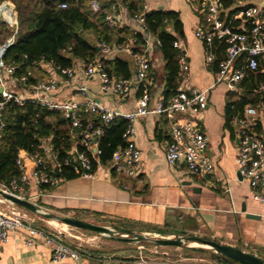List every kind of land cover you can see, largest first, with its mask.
Returning a JSON list of instances; mask_svg holds the SVG:
<instances>
[{"label": "crops", "instance_id": "0c3cea01", "mask_svg": "<svg viewBox=\"0 0 264 264\" xmlns=\"http://www.w3.org/2000/svg\"><path fill=\"white\" fill-rule=\"evenodd\" d=\"M97 1L101 7L105 6L104 12L112 2L118 3L122 24L114 27L117 32L113 34L109 44L129 39L131 35L128 31H133L135 14L126 2ZM143 4H147L149 10L160 8L179 13L182 33L178 34V39L183 44L190 65L179 90H208V106L199 116L198 124L209 137L205 154L212 159L214 171L205 178H198L189 174L184 165L170 166L166 148L171 137V121L165 115L148 114L139 117L135 123L136 141L142 150L144 161V166L137 175L129 176L118 172L110 161L100 163L93 176L81 174L63 178L42 196L35 197L34 201L44 208L64 212L69 216L82 215V218L97 223L119 224L127 227V230H138L137 232L162 233L166 238L182 234L200 235L239 247L264 260V202L255 199V189L247 179L238 174L237 123L236 118L228 122L227 115V103L241 99L246 94L250 80L243 78L233 91L229 90L225 82H217L218 63H208L206 45L196 36L198 29L208 28V15L197 11L194 0H143ZM263 4V0H223L221 14L228 17L238 14L244 7ZM243 28L246 26L241 24L239 29ZM169 30L175 33L173 26ZM115 56L130 61L134 77L136 65L133 57L127 52L116 50L107 55L109 58ZM149 58L156 65L154 83L151 86L153 104L158 99L165 100L166 61L159 45L150 47ZM43 65L44 69H35L34 74L39 79L51 76L58 79V87L52 92L57 100H82L78 91L84 84L88 86L90 96L109 108L130 111L136 105L138 92L120 99L100 89L98 76L86 79L81 60L77 61L75 76L68 80L52 66ZM260 65L264 72V60ZM11 86L25 98L35 96V90L31 87H22L15 82ZM258 122L262 123L258 132L264 135V120ZM72 132L75 143L77 137L74 130ZM27 170L31 174V165L27 166ZM37 189L38 187L31 186V195L36 194ZM36 224L54 231L45 225ZM9 235V240L0 246V264H151L146 258H138L135 254L96 249H82L83 255L78 260L67 258L61 262H53L52 246L44 243L42 238L31 236L25 228L12 230ZM26 240H31V244H27ZM229 259L214 251L209 255L183 257L178 261L162 256L156 264H239Z\"/></svg>", "mask_w": 264, "mask_h": 264}, {"label": "built area", "instance_id": "2783aa9c", "mask_svg": "<svg viewBox=\"0 0 264 264\" xmlns=\"http://www.w3.org/2000/svg\"><path fill=\"white\" fill-rule=\"evenodd\" d=\"M198 12L208 15L209 26L206 29H198L196 36L204 41L207 49V61L211 63L216 59L214 40L226 42V48L222 59L218 62L217 82H225L229 90L236 89L237 84L249 73L257 70L264 60V4L250 5L242 8L238 14L230 18L221 14V3L223 0H194ZM264 1V0H263ZM60 7H67L68 2L61 0ZM95 10L100 9L97 0H92ZM149 10L144 4L141 11L135 13L134 34H140L142 42L137 43V37L110 45L102 41L99 48L102 55H108L112 51H122L130 54L136 65L134 77L118 78L110 75L105 69L101 57L98 56L90 61H82L84 77L91 79L98 76L100 89L120 99L128 98L133 92L139 96L135 107L130 111H121L107 107L100 100L89 95L87 85L79 87L82 100H57L52 92L58 87V79L51 76L48 79L39 80L37 83L28 85L27 76L20 78L14 76L16 66L5 61L4 55L7 48L15 41L19 31V20L16 5L11 0L0 3V23L11 30V35L0 45V128L5 125L3 120L4 108L7 102L14 99L23 103L26 99L19 95L11 86L12 83L21 82L26 87L35 90V96L30 98L51 110H59L67 119V123L74 130L77 142L74 143L69 155L61 158L58 150L54 149L48 141L42 144L44 153L39 151L21 150L18 153L17 164L22 170L20 177L14 178L10 184L0 183V188L22 198L34 201L35 197L42 196L47 188L54 187L63 179L58 173L65 168L81 172L85 176H93L95 169L93 165L99 162L98 145L99 139L105 133V127L116 117L128 120V125L123 133L125 144L120 146L113 154L110 162L112 166L121 173L135 176L144 166L142 150L137 145L136 120L148 114L165 115L171 121V137L166 148V158L170 166L184 165L186 171L198 178H205L214 171L212 159L205 154L209 144V137L202 131L198 124V118L208 106V90L191 88L190 90H179L173 95L168 103L162 99L151 102V86L155 78V63L149 58V50L152 45H160L159 39L149 30L146 23L145 13ZM105 21L111 27L122 24L116 1L110 4L105 11ZM233 19H240L241 24L250 21L251 26L243 29H235L232 26ZM174 45L184 49L180 40ZM45 61L41 60L40 64ZM181 75L185 78L189 72L190 65L186 53L179 56ZM66 80L76 74L74 66L60 68ZM182 113V116L178 114ZM83 114H92L95 117L85 120ZM259 120H264V102L247 104L242 115L235 119L237 123V136L239 139V151L236 156L238 174L249 181L255 189L254 197L264 202V135L253 127ZM82 146L84 150H80ZM31 165V174L27 166ZM38 187L36 194L31 195L30 187ZM1 197V195H0ZM0 246L9 240V232L19 228H25L31 236H37L44 243L52 246L53 262H61L67 258L78 260L82 257V249L65 241L64 233L61 231H50L36 223L37 216L12 201L0 198ZM36 202V201H34ZM31 240H26L31 244ZM143 259V257H142ZM151 264L158 263L157 260H147Z\"/></svg>", "mask_w": 264, "mask_h": 264}, {"label": "trees", "instance_id": "16d2710c", "mask_svg": "<svg viewBox=\"0 0 264 264\" xmlns=\"http://www.w3.org/2000/svg\"><path fill=\"white\" fill-rule=\"evenodd\" d=\"M3 1L0 0V3ZM11 1L17 8L19 31L14 43L7 48L4 59L7 63L16 66L14 73L16 78L26 75L28 85H32L43 80L34 74L35 69H44V65L40 64L41 60L62 74L59 67L76 68L78 60L87 62L98 56L101 57L110 75L118 78L133 76L128 59L121 56L109 58L98 50L102 41L110 43L113 34L117 32L104 21L105 6L95 10L91 5L92 0H66L67 7L59 6L61 0ZM123 1L134 14L141 11L144 5L143 0ZM145 19L149 30L160 41L159 46L166 61L164 102L168 103L169 99L179 92L183 80L179 66V56L183 49L174 45V42L179 40L178 34L182 33V22L177 11L160 8L148 10ZM240 23V19H233V28L239 29ZM244 25L250 27L251 22L245 21ZM170 26H173L175 33L169 30ZM128 32L130 37H137L138 44L142 42L140 34ZM10 35L11 30L0 23V45ZM225 48L226 42L214 40L215 62L218 63L222 59ZM246 77L250 80L246 94L241 99L227 103L228 122L242 115L247 104L264 102V72L261 70V65L257 70L249 71L244 79ZM18 85L26 87L21 82ZM93 117L95 116L92 114H83L85 120ZM3 120L5 125L0 128L1 184L8 185L14 178L20 177L22 170L17 164V157L21 150H36L44 153L42 144L48 141L55 150L59 151L61 158H64L69 155L74 145L72 128L63 113L59 110H51L33 99L28 98L22 104L14 99L9 100L4 108ZM261 124L258 122L253 128L258 131ZM127 125V119L116 117L105 127V133L99 139V162L94 163L93 169H96L100 163L105 164L110 161L114 152L125 144L123 133ZM79 149L84 150L82 146H79ZM58 174L63 178H72L82 173L65 168ZM128 231L132 230H126Z\"/></svg>", "mask_w": 264, "mask_h": 264}, {"label": "rangeland", "instance_id": "374dc122", "mask_svg": "<svg viewBox=\"0 0 264 264\" xmlns=\"http://www.w3.org/2000/svg\"><path fill=\"white\" fill-rule=\"evenodd\" d=\"M91 5H92V1H91ZM233 95H235V92H233ZM6 203H9V202L6 201L5 203H0V206L5 207ZM45 209L49 210L48 208H45ZM49 211L62 214V215H66L64 214V212H57L54 210H49ZM30 215L36 218V222L38 224L45 225L56 231H61L62 233H64L65 240L67 243L72 244L74 246H78L79 248L84 249V250H95L96 249L99 251L111 252V253L119 252L120 254H135L136 256H138V258L141 256L143 258H146L147 260H152V259L158 260V258H161L163 256L171 260H177V261L182 260L183 257H192L196 255H201V254L209 255L211 254V252H214V249L209 248L203 245L201 242H196L194 240H186V242L181 246L161 245V244L154 242L153 240H146V241H140V242L124 241V240H120L114 237L103 236L96 232L74 227L68 224L65 225L62 222H60L61 227L60 225L56 226L40 218L39 216H34L32 214ZM78 217H82V215H78ZM103 224L109 225L115 229H119L121 231L120 234H126L127 227L125 226H121L119 224H110V223L109 224L103 223ZM139 232H142V231H139ZM145 234L151 239L162 238L165 236V234H162V233L159 234L155 232L153 233L145 232ZM178 236H200V235L182 234V235H176L174 237H178ZM199 245L201 247H199Z\"/></svg>", "mask_w": 264, "mask_h": 264}, {"label": "water", "instance_id": "95a60500", "mask_svg": "<svg viewBox=\"0 0 264 264\" xmlns=\"http://www.w3.org/2000/svg\"><path fill=\"white\" fill-rule=\"evenodd\" d=\"M98 50H100L99 47ZM1 91L2 88H0V93ZM0 195L1 197L12 201L17 206L39 216L44 220H48V221L57 220L59 222L74 227L96 232L103 236L114 237L120 240L131 241V242L153 240L154 242L161 245H178V246L183 245L186 242V240H194L196 242H201L203 245L208 246L209 248L214 249L215 252L220 253L224 257L230 258L241 264H264V260L262 258L250 252H247L239 247L223 244L221 242L203 238L201 236H178L171 238L162 237V238L151 239L148 236H146L145 233L137 232V231H128L126 232V234H120L121 231L119 229L112 228L111 226L106 224L97 223L82 217L62 215L46 210L42 205L38 204L37 202L31 201L26 198H22L13 193L7 192L2 188H0ZM252 216L254 217V215Z\"/></svg>", "mask_w": 264, "mask_h": 264}, {"label": "bare ground", "instance_id": "6f19581e", "mask_svg": "<svg viewBox=\"0 0 264 264\" xmlns=\"http://www.w3.org/2000/svg\"><path fill=\"white\" fill-rule=\"evenodd\" d=\"M51 223L53 224V225H56V226H59L61 223L59 222V221H57V220H52L51 221ZM63 224H65V223H63ZM66 225V224H65ZM60 227H61V225H60ZM197 244V243H196ZM192 246H194V245H192ZM199 247H201L200 245H199ZM208 247V246H207Z\"/></svg>", "mask_w": 264, "mask_h": 264}]
</instances>
